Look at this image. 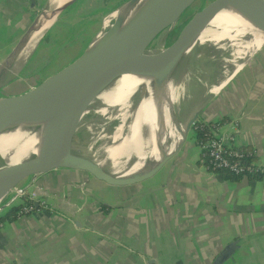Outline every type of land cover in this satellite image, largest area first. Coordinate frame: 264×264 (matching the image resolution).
I'll return each mask as SVG.
<instances>
[{
  "label": "crops",
  "instance_id": "0c3cea01",
  "mask_svg": "<svg viewBox=\"0 0 264 264\" xmlns=\"http://www.w3.org/2000/svg\"><path fill=\"white\" fill-rule=\"evenodd\" d=\"M47 1L0 0V71ZM39 42L7 71L0 96L35 85L26 67ZM195 112L225 133L237 121L231 145L264 165V45ZM191 130L158 172L132 185L67 168L39 178L27 192L46 207L0 223V264H214L223 251L220 264H264V180L209 169Z\"/></svg>",
  "mask_w": 264,
  "mask_h": 264
},
{
  "label": "water",
  "instance_id": "95a60500",
  "mask_svg": "<svg viewBox=\"0 0 264 264\" xmlns=\"http://www.w3.org/2000/svg\"><path fill=\"white\" fill-rule=\"evenodd\" d=\"M49 1L38 17L46 13ZM75 1L71 0L63 5L57 11L53 23L59 13ZM135 1L128 0L115 10L126 3ZM233 2L264 32V0H209L201 3H198V0H146L121 31L118 30L117 21L113 20L95 48L91 50L90 45L103 30L102 27L85 50L72 62L26 91L13 95H1L0 130L21 122L38 123L43 128L46 147L43 157H30L18 174L0 176V210L12 196L26 191L39 178L58 168L81 171L112 186L132 185L158 172L182 147L197 118V112L188 119L183 138L174 152L165 155L147 171L128 177L115 176L103 171L93 163L90 157L76 152L74 137L80 121L100 92L120 75L129 73L142 58L155 52L150 53V47L160 38L162 46L157 51L160 54L158 67L164 71L178 67L190 37L187 31L182 29L177 39H174L172 32L177 26L182 24L190 14L206 13L213 8H224ZM37 18L4 62L3 69L0 71V87L7 71L14 65L21 48L36 29ZM229 254L230 252L226 251L220 253L214 264H220L228 258Z\"/></svg>",
  "mask_w": 264,
  "mask_h": 264
},
{
  "label": "bare ground",
  "instance_id": "6f19581e",
  "mask_svg": "<svg viewBox=\"0 0 264 264\" xmlns=\"http://www.w3.org/2000/svg\"><path fill=\"white\" fill-rule=\"evenodd\" d=\"M70 1H49L48 10L37 18L38 25L21 48L11 72L19 69L55 20L57 11ZM145 1L126 3L106 17L104 28L94 38L90 49L102 40L112 20L117 21L118 30L121 31ZM184 31L190 37L184 55L199 47L220 49L229 46L232 54L240 60L234 63L231 76L264 44V32L234 2L224 8H213L197 14ZM159 60L157 51L142 58L129 73L120 75L92 102L91 108L96 109L99 116L121 119L111 143L91 158L99 169L121 177L142 173L165 155L174 152L181 142L187 121L193 115L192 111L189 118L187 114L185 117L178 107V104L182 105L181 100L184 102L188 78L180 74L179 65L170 71L162 70L158 67ZM228 77L223 75L207 86L205 96L218 93L230 80ZM195 85H201L199 79ZM178 112L181 113L180 117L177 116ZM45 147L43 128L38 123L21 122L0 130V176L18 174L30 157H43Z\"/></svg>",
  "mask_w": 264,
  "mask_h": 264
},
{
  "label": "rangeland",
  "instance_id": "374dc122",
  "mask_svg": "<svg viewBox=\"0 0 264 264\" xmlns=\"http://www.w3.org/2000/svg\"><path fill=\"white\" fill-rule=\"evenodd\" d=\"M202 1L205 2L209 0H198V3H201ZM113 13L114 11L107 15H101V24L99 23V26H102V28H104V18L110 16ZM197 14L200 15L201 13L190 14L180 25H184L187 20L195 18ZM64 15L62 17H64ZM63 19L65 18H62L61 23L56 24V26L51 30V37L61 36L64 34L66 36H71L73 34V28L65 25L63 23ZM90 30L91 29H88L87 34L90 32ZM177 37L178 35H175L173 38L177 39ZM161 40L162 39L160 38L152 44L149 51L150 53L158 51L161 48ZM220 49H211L208 47L196 48L187 55H184L182 61L179 64L180 74L185 75L184 78H188V80L186 79L188 82L186 81L185 83L186 89L184 90V102L182 103L181 100V104L183 105V107L182 105L180 106V104H178V107L182 111L184 116L187 114V118H189L195 106L197 107L206 98H208L205 97L204 94L207 90V86L209 87L214 84L216 80L223 75H228V78H230V74L234 70V63L240 61L232 54V49L229 46L225 45ZM45 52L46 49L41 48L40 52H37L36 55H34L30 59L29 64L26 67L27 71H32L33 69H35V67L38 65L39 57L42 54H45ZM78 53V43H75L74 45L68 47L64 51V53L53 58L47 64V68H45V71L42 68L38 69L41 74L46 72V74H44L41 78H44V76L52 74L59 70L58 68L67 63L70 59H75ZM197 79H199V83L201 85L194 86ZM203 83L205 84L204 87L202 86ZM18 84V82L15 83L16 86H18ZM141 93L142 91L137 97H139ZM180 112H178L177 114L178 117L181 116ZM120 121L121 119L119 117H101L99 116V113L96 109L94 110V108H90L82 117L75 136L76 140L74 143L76 146V152L90 158H92L94 154H100L102 150L113 140V134L117 126L120 124Z\"/></svg>",
  "mask_w": 264,
  "mask_h": 264
},
{
  "label": "trees",
  "instance_id": "16d2710c",
  "mask_svg": "<svg viewBox=\"0 0 264 264\" xmlns=\"http://www.w3.org/2000/svg\"><path fill=\"white\" fill-rule=\"evenodd\" d=\"M124 1L126 2L128 0H76L71 5L67 6L66 9L59 15L58 19L54 22V24L49 28V30L40 40L38 48L36 49L33 55H36L37 52H40L41 48H45L46 52L45 54H42L39 57L38 65L26 77V80L37 84L39 81H41V79L43 80L44 78L49 76L50 74L44 76V78H41L44 74H46V72L41 74L38 69L42 68L45 71V68H47V64L53 58L60 56L68 47L74 45L75 43H78V57L88 46L94 34L98 30L99 23L101 24V15H107L111 13L114 8L120 6ZM63 15L64 17H62ZM62 18H65L63 19V23L65 25H68V27L73 28V34L71 36H66L64 34L61 36L51 37V30L56 26V24L61 23ZM192 19L187 20L184 25H179L177 29L173 31L172 37H174L175 35H179L180 31L182 29L184 30V28L191 23ZM88 29L91 30L87 34ZM73 59L74 58L70 59L67 63L63 64L58 69L63 68L64 66L72 62ZM205 124L206 123L195 121L194 126H192L191 131H193L194 133L193 137L195 138L196 142L200 141L203 132L206 130ZM74 140H76L75 137ZM242 150L246 153L250 152L243 148ZM204 157L206 159V162H208L206 155H204ZM245 160L253 161L252 155L250 154L249 156H247ZM215 172L222 174V176L225 178L238 179L241 177H249L256 179L259 178L263 180V176L261 174L242 176L234 174L226 169H220ZM26 202H29V200H26ZM21 207L22 203L15 202L0 210V223L4 220L17 218Z\"/></svg>",
  "mask_w": 264,
  "mask_h": 264
},
{
  "label": "built area",
  "instance_id": "2783aa9c",
  "mask_svg": "<svg viewBox=\"0 0 264 264\" xmlns=\"http://www.w3.org/2000/svg\"><path fill=\"white\" fill-rule=\"evenodd\" d=\"M192 126H194V123ZM205 126L206 130L198 143L207 157L209 169L212 171L226 169L242 176L261 174L264 180V165L255 161H246L245 158L251 153H246L242 149L231 145L235 139L234 134L238 132L237 121L230 124V131L226 133L215 122L206 123ZM26 200H29V202H26ZM15 202L22 203L18 216L36 213L39 207H46L38 201L35 192H27V190L19 195L12 196L5 202L4 208Z\"/></svg>",
  "mask_w": 264,
  "mask_h": 264
},
{
  "label": "flooded vegetation",
  "instance_id": "af4514ba",
  "mask_svg": "<svg viewBox=\"0 0 264 264\" xmlns=\"http://www.w3.org/2000/svg\"><path fill=\"white\" fill-rule=\"evenodd\" d=\"M104 18V17H103ZM105 19V18H104ZM196 121V120H195Z\"/></svg>",
  "mask_w": 264,
  "mask_h": 264
}]
</instances>
